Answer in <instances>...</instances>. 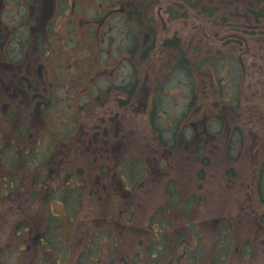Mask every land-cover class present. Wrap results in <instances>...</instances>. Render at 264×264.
I'll list each match as a JSON object with an SVG mask.
<instances>
[{
  "label": "rangeland",
  "instance_id": "obj_1",
  "mask_svg": "<svg viewBox=\"0 0 264 264\" xmlns=\"http://www.w3.org/2000/svg\"><path fill=\"white\" fill-rule=\"evenodd\" d=\"M98 3L100 2H96L95 9ZM132 3H136V0ZM104 6L102 4V7ZM148 7H152V10L146 9ZM168 7L174 10L170 0H152L151 4L145 6L141 2V12L149 11L146 13L150 18L148 22L153 21L155 25L154 38L157 52L162 54L161 56L166 53L160 49V43L164 39L177 36L183 42V50L191 62V69L196 72V81H190V85L197 82L194 104L192 103L189 109L191 114L200 110L199 102H202L205 94L208 104L214 109L213 112L220 106V101L225 105H232L235 115L240 117L239 129L242 130L247 107L253 105L251 110L258 109V112H262V131L255 134L254 140L263 145L264 150V23L259 25V28H243L240 18L245 15H230V22L224 24L214 17L199 16L189 10L184 18L171 19L166 11ZM113 8H118V11L110 13L105 32L91 35L98 36L100 40L92 43L88 33L82 37L87 40V46L77 37L75 40L68 39L63 53L73 58H70L69 62L64 61V68H67V64L72 63L74 66L79 63L80 71H87L88 74L90 63L95 60L104 67L111 68L110 59H117L126 53L124 48L129 45L124 39L125 34L128 30L132 33L135 26L125 23L122 13L124 9L127 11L130 8L127 4L120 6L116 3ZM133 8L134 6L130 10ZM132 15L134 16V13ZM62 19L63 17L59 18L52 30L59 32ZM147 31L153 33V30ZM51 36L54 37L55 34L52 33ZM60 36L63 38L66 34L61 33ZM99 41L100 44L97 45ZM83 47L88 50H82ZM59 49L62 50V47ZM96 49L99 50L96 52ZM161 56L158 57V66L165 62V57L163 61ZM48 57L50 56L47 55ZM202 58L210 59L213 63L210 68L214 72V82H210L207 69L196 68ZM48 65L52 64L46 63L45 68H49ZM71 72L73 71L57 77L54 83L56 87L53 89L55 96L52 100V110L56 114L50 120L62 127L69 123L67 119L74 110L68 103L74 100L71 98L73 92L70 85L74 80L81 78L79 71L70 74ZM162 73H159V76ZM68 75L73 78L69 80ZM201 78L206 79L207 85L205 89L198 91V86L203 84ZM183 79L182 72L174 71L168 80L162 83L164 91L158 95L160 114L164 112L168 117H180L184 94ZM164 92L168 93L169 97H166ZM2 95L5 93L0 91V96ZM117 95L111 94L108 101H113ZM83 99L81 98V101ZM2 101L1 105L5 110L7 104L4 99ZM4 110H0L1 120L5 118ZM136 112L137 110L134 111ZM134 113L130 111L128 115L138 117ZM20 120L21 112L18 111L12 124H18ZM244 121L243 126L248 127ZM255 122L260 126L258 120ZM5 136L9 137L7 133ZM62 136H65L64 131ZM72 136L70 139L74 138L75 134ZM135 138L133 136L132 143ZM37 141L35 136L26 135L23 140L16 141L17 151L10 152L8 158L6 157L9 166L4 168L5 176L9 177L12 189L6 196L0 191V264H54L55 260L58 264H121V259L134 256L133 252L139 244L140 248L145 247V252H142L145 255L152 250L153 236L148 230L147 220L150 212L164 203V178L158 182L149 181L146 186L138 182L125 197L122 195L124 187H117L119 173L113 176L114 167L111 164L105 187L100 190L93 189L96 183L103 185L102 174L97 176L98 172L93 167V152H42L40 150L47 144V140L43 139L40 143ZM236 145L237 142L233 148ZM245 146V152H251L248 145ZM174 148L176 153L173 170L169 175L181 180L184 178L183 184L182 181L175 183L181 197L175 204L181 207L183 196L188 194H196L201 198V203L190 211V221L195 220V225H201V241L204 244L200 252L203 260L196 264H264V157L251 154L255 168L252 170L251 166L250 170L248 157L243 155L237 162L236 175H239L240 180L244 179V183L238 184L235 180L234 183L226 185V167L221 164L223 152H216L215 159L220 167H207L199 180L196 175L198 164L183 156L186 151L182 147ZM25 149L29 152H22ZM32 149L39 152H32ZM28 153L33 155V162L30 164L24 163V154ZM42 155L45 156L44 161ZM61 156V171H57L56 175L54 164ZM129 156L128 154L127 157ZM135 165L134 178L138 176L139 162ZM127 169L126 163L125 170ZM72 172H75L74 177ZM253 180H256V184ZM259 180L262 181L260 187L257 186ZM2 184L3 181H0V185ZM200 184L202 188L197 187ZM128 203L130 205H127ZM126 209L131 212V216L123 221L119 214L121 215L123 210L126 213ZM45 237L47 243L43 245L40 241L42 238L44 241ZM224 241L228 243L224 244ZM189 246L191 249L195 248L194 244ZM197 252L196 250L195 254ZM177 256L180 263L186 264L184 260L179 259L182 253L179 252ZM149 257V254L147 257L141 256V264H146ZM195 257L198 258L199 255ZM152 258L154 259L155 255Z\"/></svg>",
  "mask_w": 264,
  "mask_h": 264
},
{
  "label": "flooded vegetation",
  "instance_id": "obj_2",
  "mask_svg": "<svg viewBox=\"0 0 264 264\" xmlns=\"http://www.w3.org/2000/svg\"><path fill=\"white\" fill-rule=\"evenodd\" d=\"M96 2H100L97 9H95ZM114 3L121 6L126 4V1L0 0V91L5 93L3 97L0 96V110H4L1 105L2 99L7 104L5 112L3 111L5 118L0 119V136H2L0 144L3 145L8 138L7 142L11 144L9 152H16V141L30 135V137L35 136L39 143L43 139L47 140V144L40 150L42 152H93V167L98 172L97 176L102 174L103 182V185L96 183L93 189L100 190L105 187L108 168L112 164L113 176L119 173L117 187H124L122 195L125 197L138 182L146 186L149 181L158 182L159 179L164 178V203L152 210L147 220L149 228L147 229L153 236L150 256L155 255L154 264H159L161 259H165L164 263L167 264H182L177 256L180 252L181 261L184 260L186 264H196L203 260L200 252L204 244L201 241L202 230L201 227L199 228L201 225H195V220L190 221V211L201 203V198L196 194L193 196L188 194L186 197L183 196L181 207L175 204L181 199L176 184L180 181L183 184L184 178L181 180L169 175L173 170L176 153L174 146L182 147L186 151L183 152V156L189 157L191 162L198 164L196 175L199 180L207 167H220L215 159L216 152H223L225 156L223 155L221 164L226 167L224 183L227 185L234 183L235 180L238 184L244 183V179L240 180L239 175H236L237 162L246 154L249 160L248 168L251 170L252 166L253 170L255 163L251 154L264 157L263 145L257 144L254 140L255 134L262 131L260 121L262 112H258V109L251 110L254 108L253 105L248 106L247 115L243 119L244 121L246 118L244 123L248 127H244L242 121V130H240V117L235 115L234 107L220 101L218 103L220 106L213 112L212 105L208 104V98L204 94L202 102H199L200 110L191 114L189 109L192 103L194 104L197 82L190 85V81H196L194 75L196 72H190L191 62L187 56L186 63H183L185 71L178 70L184 77L182 113L178 118L168 117L164 112L160 114L158 95L164 91L162 83L177 71L176 58L180 55L163 51L164 56H161L162 54L157 52L156 38H154L155 25L153 21L143 20L141 0H136L134 16L131 10L124 9L122 13L124 22L135 26V30L132 31L134 36L129 30L126 32L124 39L129 46L124 48L126 53L123 56L110 59L111 68L104 67L97 60L90 63L89 76L87 71H80L79 63L74 66L70 63L64 68V61L69 62L70 58H73L63 53L68 39L75 40L77 37L86 45L88 42L82 37L88 33L91 42L100 40L98 36L91 37V35L95 33L98 35L100 31L105 32L110 13L118 11V8H113ZM102 4L106 7H102ZM120 11L122 12L121 8ZM61 17L63 19L59 32L52 30ZM147 30H153V33ZM52 33L55 34L54 37L51 36ZM61 33L66 36L61 38ZM59 47H62V50ZM82 50L88 49L83 47ZM98 50L96 49V52ZM47 55L52 60L50 57L47 58ZM159 56L163 61L165 57V62L160 66H158ZM46 63L52 65L45 68ZM196 66L198 69H207L210 82L214 80V72L207 60L202 58ZM76 70L79 71L81 78L74 80L70 85L73 92L71 98L74 100L68 102L74 110L67 119L69 123H64L65 126L62 127L59 123L50 120L56 114L52 110L54 109L52 100L55 96L53 89L56 87L54 83L60 75L73 71L70 73L72 74ZM159 73L162 74L159 76ZM117 76H119L118 80ZM67 77L69 80L73 78L71 75ZM201 81L203 84L198 86V91L205 89L207 85L206 79ZM164 93L169 97L168 93ZM111 94L118 95L113 101H108ZM81 98L86 99L81 101ZM54 103H56L55 99ZM136 110L137 112L134 113ZM18 111L21 112V120L18 124H12ZM130 111L138 117L128 115ZM257 120L260 126L255 124ZM2 130L5 132L3 133ZM63 131L65 136L61 137ZM6 133L9 137L5 136ZM73 134H75L74 138L70 139ZM133 136L136 137L134 143H132ZM235 142L237 145L233 148ZM245 145H248L251 152H245ZM253 150L255 152H252ZM24 152H28V149ZM32 152L39 151L34 149ZM42 160H45V156ZM137 162H139L138 176L134 178ZM62 163L61 156L54 164L56 175L57 171H61ZM126 163L127 170H125ZM72 173L74 177L75 172ZM253 182L256 184V180ZM261 183L262 181L259 180L257 186L260 187ZM197 187L202 188V185ZM262 199L264 201V198ZM119 216L124 221L131 216V212L126 209V213L123 210ZM174 216L179 218L175 219ZM222 239L225 240L226 237ZM45 240L46 237L44 241L42 238L43 245L47 243ZM227 243L224 241V244ZM190 244H194L195 248L191 249ZM224 244L221 246L223 247ZM154 250L157 253H152ZM196 250L198 252L195 254ZM142 252H145V247L140 248L139 244L133 252L134 256L121 259V264H141L143 262L141 256L146 257ZM194 255L199 257L196 258ZM52 262L53 260L50 261ZM53 263L59 262L55 260Z\"/></svg>",
  "mask_w": 264,
  "mask_h": 264
},
{
  "label": "trees",
  "instance_id": "obj_3",
  "mask_svg": "<svg viewBox=\"0 0 264 264\" xmlns=\"http://www.w3.org/2000/svg\"><path fill=\"white\" fill-rule=\"evenodd\" d=\"M127 7L134 8L131 10L135 11V0H125ZM132 1V2H131ZM172 2V5L174 7V10H172L170 7L166 9L167 13L169 14L171 19H178V18H184L186 15V12L194 11L199 16L203 15L208 18H216V20L220 23H229L230 18H228L230 15H245V17L240 18L242 21V27H255L259 28V25L264 23V0H170ZM142 5L145 6L147 4H151L152 0H141ZM157 4V3H156ZM154 6V5H153ZM241 8V9H240ZM128 9V10H130ZM149 11L152 10V7L146 8ZM149 11H145L144 13H141V16L143 20H149L150 18L147 17L146 13ZM160 49L161 51H166L168 53H174L175 55H180V57L176 58V66L175 69L181 70L182 72L185 71L184 64L187 60V55L185 51L183 50V42H181L177 36L164 39L160 43ZM195 52V51H194ZM207 62L210 64V66L213 65V63L210 61V59H206ZM198 69V66H196ZM190 72L193 73L191 67ZM0 181H3V184L0 185V191L4 196L7 195V192L11 190V181L8 180L9 177L5 176V166L8 165V158L10 152V143H4L3 145L0 144ZM12 148V147H11ZM23 152V151H22ZM2 153V154H1ZM33 155L31 153L24 154V163L30 164L33 162ZM5 160L7 162H5ZM9 166V165H8ZM10 175V174H9ZM6 192V193H5ZM42 243V241H40ZM168 252V251H167ZM151 253L149 252V255ZM148 253L146 254L147 257ZM152 255V254H151ZM165 259H161L159 264H163ZM146 264H154V259L152 256H150L148 259H146ZM167 264V263H164Z\"/></svg>",
  "mask_w": 264,
  "mask_h": 264
}]
</instances>
